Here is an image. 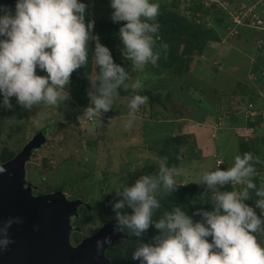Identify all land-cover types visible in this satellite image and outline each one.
<instances>
[{
    "label": "clouds",
    "instance_id": "1",
    "mask_svg": "<svg viewBox=\"0 0 264 264\" xmlns=\"http://www.w3.org/2000/svg\"><path fill=\"white\" fill-rule=\"evenodd\" d=\"M109 5L111 21L114 24L124 22L119 28V39L133 71L142 72L148 64L155 65L160 59V50L166 54L168 49L166 43H161L160 50H156L160 30L159 3L109 0ZM87 7L83 0L0 3V108L11 109L13 97L17 105L27 110L40 105L58 107L69 101L70 76L87 64L89 42L95 41L92 55L99 69L98 84L92 81L95 91L87 93L89 106L78 119L101 127L100 118L112 110L121 87L125 90L131 87L134 93L128 108L129 116L135 118L148 97L135 94L141 87L139 81L126 83L130 80L129 73L114 63L109 48L92 35L94 21L86 22ZM256 49L264 51L261 47ZM260 96L264 101L262 93ZM40 118L44 119L45 114H40ZM131 124L130 119L125 127ZM262 126L264 124L260 126L264 128ZM259 162L258 157L245 152L236 155L227 169L203 171L198 183L213 189L214 196L211 211L198 209L193 213L202 217L200 221L194 222L180 207L154 220V210L161 206L157 199L158 189L162 185L167 193L175 191L179 186L175 178L183 174L181 168L168 167L165 158L158 174L142 175L131 185L115 188L122 199L113 205L117 222L113 232L127 229L129 235L141 237L150 225L159 230L160 234L154 236L152 242L142 243L132 251L131 259L139 264H264V186L257 189L253 181L255 164ZM222 163L220 159L216 165ZM6 171L0 166V174ZM227 184L237 189L243 185V189L217 190L218 186ZM249 190H255L254 206L246 203L253 200ZM124 209L127 212L122 213ZM21 222L19 217L0 222V251L13 243L9 230L13 224ZM111 243L110 236L96 240V252L99 254Z\"/></svg>",
    "mask_w": 264,
    "mask_h": 264
},
{
    "label": "rangeland",
    "instance_id": "2",
    "mask_svg": "<svg viewBox=\"0 0 264 264\" xmlns=\"http://www.w3.org/2000/svg\"><path fill=\"white\" fill-rule=\"evenodd\" d=\"M231 1L242 2L243 6L249 3V0ZM83 2L88 6L86 18L107 19L106 10L101 0H83ZM203 2L210 3L211 0H203ZM163 4L167 5L166 7L170 10L190 17L191 0H165ZM223 10L221 6H217L213 11L220 18V15H224ZM197 20L201 21L202 19L199 17L196 18ZM205 24L211 25L209 21H206ZM226 31L229 34H224L220 42L209 44L203 55L193 56L189 68V81L195 87L206 85L208 98L213 99L217 93L221 95L220 107L225 108V105L230 101V110L233 108V111L245 110L246 108L243 106L246 107L245 97L248 95L240 92L238 85H242V88L246 87V91L252 89L257 94L262 93L264 96V83L256 82L254 79L250 80L248 73L245 74V70L250 69V65L264 67V54L258 52L257 46L254 44L255 38L258 36L256 32L251 40L249 38L246 40L244 34L243 37L240 35L236 37L235 29L231 25L226 27ZM253 40L255 41L253 42ZM117 49L119 50L118 58L128 60L123 54L124 46L120 39ZM128 61L130 64L125 70L129 73L130 80L126 83L140 82L139 72L133 71L132 62ZM148 65L152 66V64ZM38 74L43 75L44 73L38 72ZM154 80V85L158 87H162L165 83L164 75L159 70ZM158 93L157 90H154L152 95L155 96ZM243 95L245 100L242 98ZM189 96L195 98L196 94ZM162 97L163 95H161V99H163ZM173 98L174 101H170L168 105L174 103L172 105L180 110L181 115L185 116L178 120L182 124L176 131H169L166 125L170 126V119H162L160 115H154L155 111H152L151 107L148 108V103L140 107L135 118H131L128 108L130 98L126 96L116 98L115 105L119 107V110H113L111 118L101 117V127H94L91 122L86 120L80 121L78 117L82 115L83 111L78 106L68 107L67 101L58 107L40 105L27 110L17 105L15 97H13L11 98L13 105L11 109L0 108V162L11 159L35 134L48 129L45 142L31 154L25 163L24 185L29 186L35 196L48 195L57 190L61 191L67 199L74 197L81 199L80 196H83L86 205L82 212L81 223H76L78 218H70V223L74 228L70 232L69 240L74 246L77 244L75 235L79 236L80 242L83 238L91 236L103 223L98 217L102 211L98 205L102 195L114 198L118 195L115 188L131 185L142 175L158 174L161 158L153 151L156 148L159 149L158 145L153 146L154 139L157 137L155 133L160 134L162 139L170 135L171 132L183 136L179 148V151L184 155L183 165L180 167L183 169V174L176 179L179 184L177 189L183 184L192 182L200 190L199 194L213 192V189H209L206 184L198 183L200 174L203 171H212L217 168L223 170L232 166L234 157L239 155L238 143L240 141L233 126L236 124L239 127L243 126V112H240L238 116V123H231V125L221 124L222 117H219L217 121L210 116L192 120L193 116H197V118L200 116L198 112L200 110L196 111L195 105L192 103L179 101L178 96ZM260 100L261 96H258L251 101L259 105ZM236 105L238 107H235ZM227 110L229 109L226 108ZM40 114H45V118L41 119ZM130 119L132 120L131 127H125ZM258 122L260 124L258 127L264 123L263 120ZM258 133L256 134L257 142H254L260 146L259 149H262L264 147V128L261 130L259 128ZM211 140L214 142V144L212 142V150H216L223 160L221 166H216L214 158L200 156L196 159L191 155L196 148L199 149L198 142L202 144ZM261 180L262 186H264L263 178ZM90 186L93 187L92 191ZM79 187L85 188L82 194L78 191ZM166 193L161 185L157 195ZM250 206H254V203ZM257 213L259 214L258 209ZM152 240V238L148 239V243Z\"/></svg>",
    "mask_w": 264,
    "mask_h": 264
},
{
    "label": "trees",
    "instance_id": "3",
    "mask_svg": "<svg viewBox=\"0 0 264 264\" xmlns=\"http://www.w3.org/2000/svg\"><path fill=\"white\" fill-rule=\"evenodd\" d=\"M164 1L165 0H153V2H157L160 5V13L157 17V21L160 24V30L156 37V50H160L159 46L161 43H166L168 45L167 53L165 54L163 50H160L161 56L156 65H147L142 72H139V76L141 78L139 83L141 85V89L143 90L138 89L135 94L148 97L147 106L148 108L151 107L152 111H155L154 115H160L162 119H170V126L166 125L169 131H176L180 129V125L182 123H179L178 120L185 117L181 115L180 110L172 105L174 103L168 105L170 101H174L173 97L175 96H178V100L183 103L187 102L194 104L196 111L200 110L198 111L200 113V116L198 118L197 116H193L192 120H200L201 118L204 119L207 116H210L217 121L219 117H222V119L220 120L221 124H234L238 123V116L240 112H243V126L239 127L237 124L234 126V131L240 139L238 143L239 155H243V153L249 152L252 153L254 157L259 158L260 162L255 164L256 175L253 177V181L256 184L257 189L261 188L262 178L259 175L264 169V147L262 149H259L260 146L254 142L256 141V134L259 132V128L261 130V127H258V125H260L258 123L259 118L250 120L247 113V105L249 102L252 103V107L254 109L256 108L257 111H261L264 109V103H259V106L256 107L255 105L257 103L251 101L261 94H257L255 90L252 89L250 91H246V87L242 88V85H238L239 91L244 92V95L246 96L248 95L247 97H245L248 102L246 101V107L243 106V108H246L245 110L240 109L237 111H233L234 108L230 110V101L225 105V108H222L220 107L221 95L217 93V96L215 95L213 99L208 98L209 95L205 89L206 85L204 87H195L193 86L192 82L189 81V68L192 62L191 59L195 55H203L209 44L212 45L216 42H220L224 34L228 35L226 27L228 25H232L231 20H229V15L225 10H223L222 12H224V15H220V18H218L213 11L216 10L218 6L216 2H210L209 4L205 5L203 0H191V4L189 5L190 17H188L185 14H181L180 12L168 9L166 7L167 5L163 4ZM101 3L104 5V8L106 10L107 19L95 20L86 18V22L88 20L94 21V29L92 35L98 37L99 42L109 48L113 56L114 63L126 68L130 64V62L125 59H119V50L117 49L119 40V28L124 22L114 24L110 18L112 9L110 8L109 0H101ZM199 17L202 20L196 21V18ZM206 21H209L211 25H206ZM238 30L239 31H237L236 37L238 35L243 37L244 34L246 40L247 38L251 40V37H253V34H255L254 32H256L255 30L245 27H240L238 28ZM256 33L259 35L258 32ZM254 41L255 40H253V42ZM94 47L95 41H90L88 45L87 64L80 69L74 70V72L70 76L69 91L71 99L67 101V106L70 108H75L78 106L80 110L83 111L84 108L89 106V97L87 93L89 91H95V88L92 87V81L97 82L98 84L97 77L99 75V69L95 67V62L92 55ZM258 52H262L264 54V51L262 50H259ZM213 67L215 68V66ZM249 68L250 69L245 70V74L248 73L249 79H254L256 80V82L261 81L264 83V74H262V70H264V67L250 65ZM158 70L161 71V73L164 75L165 83L162 85V87L154 85V77L156 76V74H158ZM154 90H157L159 92L155 96L152 95V92ZM118 91V97L126 96L131 98L134 94L131 87H129L128 90H125L123 87H121ZM214 92L216 93V91ZM191 94H196V97L193 98L189 96ZM161 95H163V99H161ZM244 95L242 96L243 100H245ZM260 101L264 102L263 100ZM235 107H238V105H236ZM226 108H228L229 110L226 111ZM115 109L119 110V107L115 105L114 101L112 110L102 114L101 117H113V110ZM219 114H221V116H218ZM227 119H229V121H227ZM47 131L48 129L43 130V132L45 133ZM155 134L157 137L154 139L155 142L153 143V146L158 145L159 149L155 147L158 150H153V148L152 150L155 153L159 154L161 158L159 164H161V162L166 158L168 167L180 168L183 165L182 162L184 161L183 152L179 151L182 143L181 139L183 136L171 132L170 135L162 139V137H160V134ZM251 134H253V137H251ZM197 146L199 149L197 150L196 148L195 152L193 151V153H191V155L196 157V159H198L200 156H204L205 158H214L215 164L221 159L216 150H212L210 144H207V147L204 148L201 147L198 143ZM38 149L33 150L32 154ZM177 157L180 158L177 159ZM2 158L4 159V157ZM175 179L178 178L176 177ZM235 188L237 189V186L235 187L227 184L223 187L218 186L217 190L234 191ZM84 189L85 188L79 187V193L82 194ZM90 189L92 191L93 187L90 186ZM242 189L243 185H239L237 190L241 191ZM198 191L200 190H198L197 185L190 182L183 184L180 188L171 193H166L160 196L157 195V199L159 200L161 206L159 209L154 210L153 219L158 220L162 218L165 213L170 212L173 208L180 207L183 211H185L187 215L192 217L194 222L200 221L202 217L199 215H193V213H195L198 209L211 211L214 192H210L207 194L205 192H201V194H199ZM249 192L250 198L253 200L246 201V203L251 205L252 203H254V199H257V197L255 196V190H249ZM80 198L83 200L84 204L80 205L77 210V224L81 223L82 221V212L86 205V200L83 199L82 195L80 196ZM120 199H122V197H120L119 195H116L114 198L102 195L101 199L98 201V205L102 209V211L98 215L101 222L115 218L113 205ZM121 211L122 213H125L127 212V209ZM124 233L127 234V239H121L116 243L114 247L108 248L106 250V256L109 257L111 261L110 264L139 263V261H133L131 259L132 251H134L135 248L140 244L148 243V239H153L154 236L160 234L159 230L155 229L154 226L151 225L141 237L129 235L127 229L124 230ZM75 240V242H79L78 235H75Z\"/></svg>",
    "mask_w": 264,
    "mask_h": 264
},
{
    "label": "water",
    "instance_id": "4",
    "mask_svg": "<svg viewBox=\"0 0 264 264\" xmlns=\"http://www.w3.org/2000/svg\"><path fill=\"white\" fill-rule=\"evenodd\" d=\"M0 3L14 5L15 0ZM44 141L45 136L38 132L11 159L0 162L7 170L0 174V222L9 217L22 221L9 230L13 243L0 251V264H110L106 250L117 240L128 238L124 232H113L115 218L73 246L69 240L74 228L70 218L78 216L83 201L69 200L58 190L35 196L24 185L25 163ZM105 236H110L112 243L98 254L95 242Z\"/></svg>",
    "mask_w": 264,
    "mask_h": 264
},
{
    "label": "built area",
    "instance_id": "5",
    "mask_svg": "<svg viewBox=\"0 0 264 264\" xmlns=\"http://www.w3.org/2000/svg\"><path fill=\"white\" fill-rule=\"evenodd\" d=\"M211 2H216L218 6H221L226 11L229 15V20L232 22L231 26L235 29V34L240 27L255 30L260 35L256 39V46L264 48V0H249L246 6H243V3L239 1L211 0ZM251 107L252 103L249 102L247 105L249 119L255 120V118H259V121L263 120L264 122V114H262L264 109L257 111L256 108ZM260 177L264 179V169L260 173Z\"/></svg>",
    "mask_w": 264,
    "mask_h": 264
},
{
    "label": "crops",
    "instance_id": "6",
    "mask_svg": "<svg viewBox=\"0 0 264 264\" xmlns=\"http://www.w3.org/2000/svg\"><path fill=\"white\" fill-rule=\"evenodd\" d=\"M230 125H231V124H230ZM233 127H234V126H233ZM212 137H213V136H212ZM212 142H213V141L211 140V141H209V142H206V141H205V142L202 143V144H200V143L198 142V144H199L201 147H203V148H204V147H207V144H210L211 147H212ZM213 144H214V142H213Z\"/></svg>",
    "mask_w": 264,
    "mask_h": 264
},
{
    "label": "flooded vegetation",
    "instance_id": "7",
    "mask_svg": "<svg viewBox=\"0 0 264 264\" xmlns=\"http://www.w3.org/2000/svg\"><path fill=\"white\" fill-rule=\"evenodd\" d=\"M44 135H46V133L45 132H43V130L41 131ZM74 198H77V197H74ZM74 198H68V199H74ZM80 207V206H79ZM108 220H105V221H103V223H105V222H107ZM103 223H101V225H103ZM126 234V233H125ZM127 239V238H126ZM121 240V239H120ZM120 240H117L116 242H115V245H116V243L118 242V241H120ZM78 243V242H77ZM114 245V246H115ZM113 246V247H114ZM111 248V247H110ZM137 264H139V263H137Z\"/></svg>",
    "mask_w": 264,
    "mask_h": 264
}]
</instances>
